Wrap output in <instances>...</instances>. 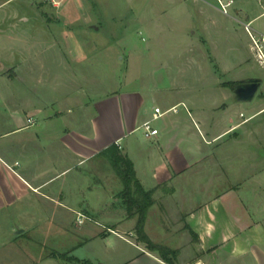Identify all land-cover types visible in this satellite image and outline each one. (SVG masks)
I'll list each match as a JSON object with an SVG mask.
<instances>
[{"label": "crops", "instance_id": "1", "mask_svg": "<svg viewBox=\"0 0 264 264\" xmlns=\"http://www.w3.org/2000/svg\"><path fill=\"white\" fill-rule=\"evenodd\" d=\"M12 1L2 0L0 7ZM55 1L57 5L48 2L57 17L71 14V8L61 6L67 0ZM221 1L231 2L228 7L233 14L224 27L216 22L211 10L206 14L207 6L218 13L219 9L205 0H151L146 9L134 16L137 28L148 31L155 42L164 31H171L168 37L175 48L194 44L213 48L209 57L223 63L224 72L238 68L233 82H224L223 72L211 71L194 77L198 83L206 80L201 88L190 83L149 88L142 83L137 89L109 92L103 91V87H87L73 76L76 85L73 93L51 89L64 97L75 96L64 103L48 98L43 89L30 84H44V66L42 70L36 68L41 64L43 52L51 55L54 62L62 60L68 66L62 46L72 53L77 40L71 35L58 34L63 30L62 24L61 31L57 30L56 24L53 26V22L43 17L46 12L34 5L47 0L23 1L27 11L22 22L29 23L31 14L41 25H33L27 32L22 30V34L14 31L16 25L12 21L9 32L7 28L0 29V45L3 44L5 53L9 52L0 62V104L4 105L0 109V126L5 121L6 127L0 130V139L22 135L20 146L13 141L0 146L1 164L16 174L14 167L18 160L9 164L4 158L14 149L19 150L24 159L19 178L29 190L40 192L59 176L95 160L99 152L116 144L132 161L143 188L153 190L154 203L148 213L155 207L178 208V224L182 227L178 231L187 233L175 264H264V60L259 58L251 38L264 36V0H257L259 8L246 6L244 0ZM191 5L195 6L193 10ZM13 14L10 10L3 15L7 19ZM193 14L204 16L199 33L190 25ZM232 20L243 23L249 38L246 43L238 40L236 30L235 35L232 33ZM220 36L225 37L223 55L216 53ZM260 46L264 56V41ZM14 47L18 48L15 52H21L18 60L13 56ZM36 47L41 49L35 50ZM179 59L183 63H195L196 59L202 62L207 56L201 54L195 58L182 54ZM186 73L183 70L170 78H185ZM15 79L28 87L15 89L12 86ZM251 79L260 82L251 100L241 101L235 95V88L228 90L231 83ZM196 89L208 92L195 97ZM231 94L235 104L227 103ZM256 95L258 98L254 100ZM173 106L176 112L168 113L174 116L167 118L166 113L152 119L156 107L165 111ZM179 106L182 110H178ZM233 106L247 111V115L240 112L237 120H222L220 115H227ZM21 116L25 120L15 125V117ZM146 121H151L158 130L155 136L143 135L141 125ZM40 160H45L43 175L35 168ZM2 182L5 186L0 187V209L10 206L1 197L13 200L7 181ZM41 195L56 200L42 192ZM126 219L124 214L101 234L104 248L109 252L107 264H166L156 252L136 240L134 225L122 226ZM160 222L163 224L164 219ZM128 234L133 239L126 237Z\"/></svg>", "mask_w": 264, "mask_h": 264}, {"label": "rangeland", "instance_id": "2", "mask_svg": "<svg viewBox=\"0 0 264 264\" xmlns=\"http://www.w3.org/2000/svg\"><path fill=\"white\" fill-rule=\"evenodd\" d=\"M23 1L25 0H14L6 7H0V29L7 28L8 31H3L9 32L12 21L17 27L14 26V31H20L19 33L22 34L27 28L32 30L33 25L34 27L41 25L40 20H35L31 14L28 16L29 23L22 22L21 18L27 11L25 4H22ZM150 1L67 0L65 1L67 5L63 2L61 6L71 8L72 12L61 17L54 14V8L48 1L49 4L35 3L34 5L46 12L43 17L53 22V26L56 24L57 30H60V24H62V32L57 33L61 36L71 35L73 39L76 38L77 46L72 48V53H69L68 47L62 46V52L67 53L65 57L69 61L68 66L62 60L57 59L54 62L51 55L43 52L40 55L41 64H37L36 68L42 70L44 66V84L40 86L30 84V86L43 89L47 93V97L57 103H64L75 97L73 94L64 97L59 93H73L76 87L73 76L79 78L78 83H85L87 87H103V91L109 92L137 89L142 83L149 88L164 89L172 86L173 83H190L196 88L199 86L201 88L206 80L201 79V82L198 83L194 77L197 73L211 71L218 72V74L223 72L222 80L233 82L239 73L238 68L224 72L225 66H222L224 64L214 62L209 57L212 55L213 48L207 45L203 46V44L175 48L172 46L171 38L168 37V33H172L171 31H164L160 39L155 42L148 31L137 28L134 13L146 9L145 7L149 6ZM244 1L245 5L259 8L257 0ZM205 2L219 9L218 13L212 7L207 6L206 14L211 10L216 22L224 27L229 16L233 15L232 8H227L228 15H226L222 12L217 0H205ZM194 7L191 5V10ZM10 10L15 14L5 19L3 14ZM203 17V15H192L190 25L193 30L197 31L199 24L203 25ZM56 20L60 22H55ZM44 21L46 22V20ZM231 25L234 27L232 33L235 35L236 30L238 40L246 43L249 38L245 33L243 23H236L232 20ZM221 36L223 35L221 34ZM221 36L217 40V55H223L225 52V37ZM2 45H0V62L9 53L6 52V54L3 51ZM39 48L34 49L38 50ZM17 49L13 48L15 60H18V56L21 55V52H15ZM182 54L195 58L205 54L207 59L202 62L196 59L195 63H183V60L179 59ZM183 70L187 72L188 77L170 78L171 75ZM66 76L71 78H66ZM80 78L83 79L80 80ZM12 86L19 90L28 87L18 79L14 80ZM52 88L59 92H52ZM196 90L195 97H202L208 92L205 91L206 89ZM228 90H232L230 84ZM256 98L258 95L254 100ZM57 103L55 108H57ZM227 103H234L232 94L227 97ZM1 107L4 108V105L0 104V109ZM51 108L47 110L49 111ZM181 108L179 106L178 110H182ZM232 108L227 115H220L223 116L222 120L227 118L237 120L240 118V112L247 115V111L243 109L240 110L234 106ZM170 116H174V114H166L167 118ZM3 117L6 118L5 113ZM24 120L25 117H15L14 124ZM3 125H5V121ZM3 125L0 126V130L6 128ZM139 134L141 131L135 135ZM21 136L18 134L3 137L6 139H0V146L4 147L6 142L11 141L14 142V145L20 146ZM4 159L9 164L17 159L18 163L14 167L16 174H12L0 162V187L1 185L5 186V182L2 180L7 181L13 199L8 201L1 197L3 203L10 206L0 209V264H107L109 252L104 248L105 241L101 234L106 231L108 226L114 225L113 221L121 219L126 214L125 207L117 196L122 185L107 159L100 156L70 173H65L40 192L29 190L19 178L24 162L19 150L14 149ZM44 161L40 160L35 163V168L42 175L44 174L41 171ZM41 192L56 200L49 197L43 198ZM0 195L2 196L1 191ZM147 214L144 228L152 242L176 250L183 248L186 241L183 236L187 232L185 230L178 231L182 227L181 224H178L180 214L177 207H155ZM160 217L164 219L163 224L160 222ZM134 222L135 219H126L121 224L125 227L135 225ZM18 230L23 231L18 232ZM126 237L133 239L129 234Z\"/></svg>", "mask_w": 264, "mask_h": 264}, {"label": "trees", "instance_id": "3", "mask_svg": "<svg viewBox=\"0 0 264 264\" xmlns=\"http://www.w3.org/2000/svg\"><path fill=\"white\" fill-rule=\"evenodd\" d=\"M238 83H231V88L234 89ZM97 155L107 159L122 185L117 196L125 207L126 218L135 219L133 231L136 240L144 244L149 251L156 252L166 264H175L178 250L152 242L145 232L147 212L154 203L153 190L143 188L136 177L132 161L121 152L118 145L111 144Z\"/></svg>", "mask_w": 264, "mask_h": 264}, {"label": "built area", "instance_id": "4", "mask_svg": "<svg viewBox=\"0 0 264 264\" xmlns=\"http://www.w3.org/2000/svg\"><path fill=\"white\" fill-rule=\"evenodd\" d=\"M47 1L51 2L54 5H57V2L55 0H47ZM218 3L220 5V8H221L222 12L227 14V12H228L227 8H228V6L230 5L231 2L229 1L226 4H224V3H222L221 0H218ZM251 38H252L253 44H254L257 52H258L259 58L261 60H264V56L262 54L261 46H260V42L264 41V36H261L260 38H254L253 36H251ZM176 110H177L176 106H173V107H171V108H169L168 110H165V111H162L159 107H156L154 109L152 119L155 120V119L159 118L160 116H163L164 114H166L168 112H176ZM28 122H31V120L29 119ZM141 129L143 131V135L146 138H150L152 136H155L158 133V130L152 126L151 121L144 122L141 125Z\"/></svg>", "mask_w": 264, "mask_h": 264}, {"label": "water", "instance_id": "5", "mask_svg": "<svg viewBox=\"0 0 264 264\" xmlns=\"http://www.w3.org/2000/svg\"><path fill=\"white\" fill-rule=\"evenodd\" d=\"M259 83L260 82L257 79L244 81L235 87V91H234L235 95L241 101L251 100L258 90ZM21 231L22 230H18V232ZM196 264H203V263L198 262Z\"/></svg>", "mask_w": 264, "mask_h": 264}, {"label": "flooded vegetation", "instance_id": "6", "mask_svg": "<svg viewBox=\"0 0 264 264\" xmlns=\"http://www.w3.org/2000/svg\"><path fill=\"white\" fill-rule=\"evenodd\" d=\"M241 82H239L238 84H240Z\"/></svg>", "mask_w": 264, "mask_h": 264}]
</instances>
